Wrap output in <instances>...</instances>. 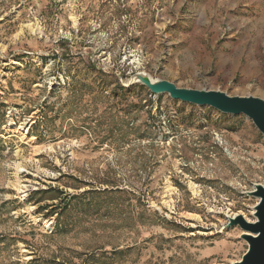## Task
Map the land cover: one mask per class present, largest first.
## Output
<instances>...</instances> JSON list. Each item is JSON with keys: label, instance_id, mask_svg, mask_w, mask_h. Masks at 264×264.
Returning a JSON list of instances; mask_svg holds the SVG:
<instances>
[{"label": "rangeland", "instance_id": "374dc122", "mask_svg": "<svg viewBox=\"0 0 264 264\" xmlns=\"http://www.w3.org/2000/svg\"><path fill=\"white\" fill-rule=\"evenodd\" d=\"M264 100V0H0V264H234L264 136L153 94Z\"/></svg>", "mask_w": 264, "mask_h": 264}, {"label": "water", "instance_id": "95a60500", "mask_svg": "<svg viewBox=\"0 0 264 264\" xmlns=\"http://www.w3.org/2000/svg\"><path fill=\"white\" fill-rule=\"evenodd\" d=\"M153 94H167L173 100L200 107H210L232 116L243 115L251 120L264 136V100L253 96H230L222 91L192 90L179 88L168 81H152L143 75H137ZM259 200L254 208L255 221H248L242 215L229 218L228 228L240 227L242 239L248 244V251L240 262L234 264H264V186L256 185L249 193Z\"/></svg>", "mask_w": 264, "mask_h": 264}]
</instances>
